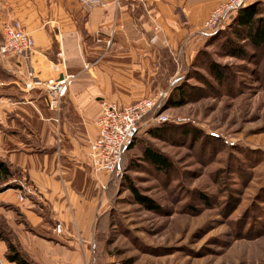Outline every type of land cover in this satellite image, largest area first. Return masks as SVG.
Instances as JSON below:
<instances>
[{
  "label": "crops",
  "instance_id": "crops-1",
  "mask_svg": "<svg viewBox=\"0 0 264 264\" xmlns=\"http://www.w3.org/2000/svg\"><path fill=\"white\" fill-rule=\"evenodd\" d=\"M117 1L104 8L89 0L1 2L0 20L19 21L35 41L29 59L7 57L0 65V159L21 176V189L0 193V215L33 264H115L96 252L112 187V176L96 172L88 156L101 103L140 101L152 90L161 51L181 44L190 51L193 41L211 35L204 25L221 2ZM62 73L75 78L57 118L46 88ZM28 187L34 194L27 195ZM59 223L62 235L54 231ZM7 253L0 241V264H14Z\"/></svg>",
  "mask_w": 264,
  "mask_h": 264
},
{
  "label": "rangeland",
  "instance_id": "rangeland-1",
  "mask_svg": "<svg viewBox=\"0 0 264 264\" xmlns=\"http://www.w3.org/2000/svg\"><path fill=\"white\" fill-rule=\"evenodd\" d=\"M129 2L145 5L144 0ZM10 21L0 20V46L3 26ZM229 26L199 37L190 51L187 44L172 53L161 51L152 90L141 100L167 95L158 113L167 120L143 125L111 179V203L97 226L101 259L264 264V49L238 39L235 26ZM179 92L185 101L174 107L169 101H179ZM1 120L0 125L3 115ZM148 147L164 155L171 169L161 172L147 163L143 153ZM8 184L0 178V189ZM131 185L153 209L138 203ZM0 233L24 255L3 215Z\"/></svg>",
  "mask_w": 264,
  "mask_h": 264
},
{
  "label": "built area",
  "instance_id": "built-area-1",
  "mask_svg": "<svg viewBox=\"0 0 264 264\" xmlns=\"http://www.w3.org/2000/svg\"><path fill=\"white\" fill-rule=\"evenodd\" d=\"M132 1L143 2V0ZM261 1L263 0H221L206 21L204 31L213 33L225 19L237 15L250 4ZM114 3L118 4V1L116 0ZM114 3L110 0H89V4L94 8H104ZM3 38L4 42L0 46V61H3L5 57H26L29 59L35 49L34 39L17 20L4 24ZM31 78L33 79V74H31ZM74 78L73 75L62 73L60 79L47 85L49 107L57 118L62 113L63 101ZM166 96L163 94L156 99H143L128 106H121L108 100L102 101L101 111L95 121L98 137L90 144L88 154L96 172L114 175L121 165L125 150L138 138L143 125L166 122V117L152 115ZM1 119L0 113V123ZM25 190L27 195L34 194V190L29 187ZM24 198V195L20 196V200L24 201ZM54 231L57 235H62V225L57 224Z\"/></svg>",
  "mask_w": 264,
  "mask_h": 264
},
{
  "label": "trees",
  "instance_id": "trees-1",
  "mask_svg": "<svg viewBox=\"0 0 264 264\" xmlns=\"http://www.w3.org/2000/svg\"><path fill=\"white\" fill-rule=\"evenodd\" d=\"M226 24H230L231 27L235 26L233 35H235V37H237L238 39H241L243 41H248L254 49L257 50L264 49V9L262 8L261 2L250 4L249 6L242 9L237 15L225 19L216 30L218 29L221 30L220 28L225 26ZM231 42L233 41L231 40ZM232 54L234 56H237L239 53L232 52ZM215 68L216 66H214V68L212 69L213 74L215 75V77H219L220 73L216 72L217 70ZM179 94H180L179 101L176 102L172 100L169 101V103L174 107H181L184 104L185 101V98L183 96L184 94L181 92H179ZM162 102L163 100L160 102L154 114L152 115L155 116L158 115V113L162 108L161 105ZM157 132H163V130L158 129ZM157 132L156 131L151 132L153 133L154 138H159L160 135H158ZM136 140L133 143H131V145L128 147L129 149L132 148V145L136 142ZM128 148L125 150V153L128 150ZM143 159L147 163L152 165L154 168L160 170L161 172H167L168 170L171 169V163L169 162V160L161 153L154 151L149 147L144 150ZM116 173L112 175V177L113 176L115 177ZM0 178L5 184L6 183L8 184L12 180H17L16 181L17 185H11L9 183L4 188L0 189V193L10 189H15V190L21 189V187L18 185V180L21 178L20 174L17 171L11 170L9 165L4 163L3 161H0ZM130 190L134 195V197L137 199L139 204H142L147 207L150 206L148 202L149 200L146 199L145 197H142L135 187L131 185ZM150 208L153 209L154 207L150 206ZM0 241H4L8 246L7 260L10 263L33 264L22 254V252L18 249V247L13 243L12 240L3 237L1 233H0Z\"/></svg>",
  "mask_w": 264,
  "mask_h": 264
}]
</instances>
